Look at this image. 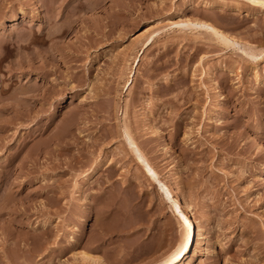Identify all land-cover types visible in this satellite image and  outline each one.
<instances>
[{
	"label": "rangeland",
	"instance_id": "rangeland-1",
	"mask_svg": "<svg viewBox=\"0 0 264 264\" xmlns=\"http://www.w3.org/2000/svg\"><path fill=\"white\" fill-rule=\"evenodd\" d=\"M180 198L183 264H264V6L0 0V264H155Z\"/></svg>",
	"mask_w": 264,
	"mask_h": 264
},
{
	"label": "bare ground",
	"instance_id": "bare-ground-1",
	"mask_svg": "<svg viewBox=\"0 0 264 264\" xmlns=\"http://www.w3.org/2000/svg\"><path fill=\"white\" fill-rule=\"evenodd\" d=\"M248 1L252 5L253 4L258 5L260 8L261 7L263 8L264 6V0H248ZM167 26H171V27L175 26L176 30L194 32L197 34H205L210 39L219 42V44H224L223 46L231 45L234 42L233 40H231V38L223 35L221 31L218 30V28H216L215 26L203 21L192 20L190 17L186 15L179 16L177 18V22L167 23ZM146 44H148V42L147 43L145 42V45ZM145 45L143 46L145 47ZM122 134L124 137V141L129 146L130 151L132 152L138 164H140V166L142 167L144 174L148 178H150V180L156 182L157 186L161 188L162 187L161 183L160 184L158 183L155 172L147 164V162L144 160L142 155L139 153L134 143L126 133V131L123 130ZM176 192H177L176 187L173 186L171 187L169 194H173V198L175 199ZM170 196L172 197V195ZM177 201L179 202V205L181 207V210L177 209V214L178 216H180L179 224L182 230L181 236L177 240L175 247L172 248V250L168 254H166L155 264H183L189 259V254L192 250L193 242L201 238L200 233L198 232L197 225L195 224L192 216L190 215L187 202L181 198L180 200Z\"/></svg>",
	"mask_w": 264,
	"mask_h": 264
}]
</instances>
